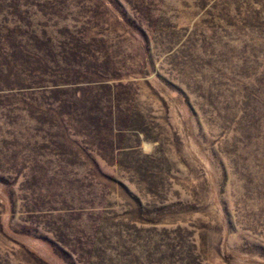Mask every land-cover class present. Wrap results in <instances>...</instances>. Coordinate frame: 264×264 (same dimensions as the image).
I'll return each instance as SVG.
<instances>
[{
    "label": "rangeland",
    "instance_id": "1",
    "mask_svg": "<svg viewBox=\"0 0 264 264\" xmlns=\"http://www.w3.org/2000/svg\"><path fill=\"white\" fill-rule=\"evenodd\" d=\"M0 67V264H264V0H0Z\"/></svg>",
    "mask_w": 264,
    "mask_h": 264
},
{
    "label": "trees",
    "instance_id": "2",
    "mask_svg": "<svg viewBox=\"0 0 264 264\" xmlns=\"http://www.w3.org/2000/svg\"><path fill=\"white\" fill-rule=\"evenodd\" d=\"M40 54H44V53L42 52ZM11 56H13V55H8L9 62H10V58H12ZM41 56L44 57V55H41ZM40 60L42 62L44 61L43 59H40ZM38 61L39 60H36V62H38ZM23 63L19 62L16 64V68L18 70V74H16V75H19L18 77L20 78V80L22 82H24L23 86L20 87L19 89H29L30 90V91H25V93H27V92H38V94L43 93V95L44 94L45 95H51V94L63 92L62 91L63 88H54V86L59 85V84H57L58 82H54L51 80H45L44 79V76H46V74L48 75L47 70H39V68H34L31 70H28L27 68L23 67V65H25V66L28 65L27 61L23 62ZM44 63H45V61H44ZM0 68L3 70L2 67H0ZM6 82H8V80L1 79L0 85H4V84H6ZM77 99L78 100L81 99V96H79V98H78V97H76V93H75L74 96L64 97L63 99L59 98V99L55 100V102L51 105L61 106V105H63V103H67L69 106L70 105H76V102H79V101H77ZM46 105H49V104H46ZM117 112H119V110ZM105 119H106L105 121H107V122H104L103 121L104 118H101V117H99L98 121L101 124H103L104 127H102V129L109 132V134L111 133V135L113 136L112 142H110L108 145H106V149H108V152L110 151L111 154H113L116 158H119L122 155L129 154L126 152H130V151H127V149H124V148L122 149V148H120V146H118L119 145L118 144L119 138L123 134H125V131H123V127L118 122V118L117 117L115 118V116H114V118H112V115L110 116V115L105 114ZM110 125H111V128H110ZM116 128H119L118 131H116ZM103 147H104V144H102V146H100V147L98 145V148L95 150L94 145L93 146H87V145L82 143L81 146L79 145L77 147V150L81 151L83 153L85 152V150L86 151L91 150V151H95V152H100V154H101Z\"/></svg>",
    "mask_w": 264,
    "mask_h": 264
}]
</instances>
